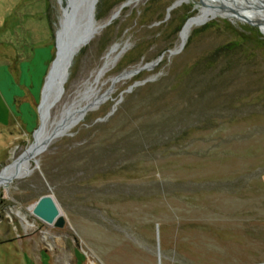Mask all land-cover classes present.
I'll use <instances>...</instances> for the list:
<instances>
[{
	"label": "rangeland",
	"instance_id": "374dc122",
	"mask_svg": "<svg viewBox=\"0 0 264 264\" xmlns=\"http://www.w3.org/2000/svg\"><path fill=\"white\" fill-rule=\"evenodd\" d=\"M220 2L98 0L48 113L67 0H0V174L38 148L0 186V264H96L127 234L158 264L264 263V29ZM47 194L63 228L31 213Z\"/></svg>",
	"mask_w": 264,
	"mask_h": 264
},
{
	"label": "water",
	"instance_id": "95a60500",
	"mask_svg": "<svg viewBox=\"0 0 264 264\" xmlns=\"http://www.w3.org/2000/svg\"><path fill=\"white\" fill-rule=\"evenodd\" d=\"M97 1L67 0V6L63 9V20L60 21L55 37V57L45 77L38 104L39 108L45 96L46 100L50 99L52 104L48 107V113L54 107V102L59 101L64 93V83L79 47L86 44L95 33L94 12ZM178 3L176 2L169 9ZM108 24L110 21L106 25ZM31 213L47 225L56 228H63L65 225L61 210L50 194L39 197L32 206Z\"/></svg>",
	"mask_w": 264,
	"mask_h": 264
},
{
	"label": "crops",
	"instance_id": "0c3cea01",
	"mask_svg": "<svg viewBox=\"0 0 264 264\" xmlns=\"http://www.w3.org/2000/svg\"><path fill=\"white\" fill-rule=\"evenodd\" d=\"M112 231L118 236L122 235ZM115 237L107 240L98 238L94 249L96 264H158L159 254L155 252V245L150 234H127V237L118 239L116 237V241ZM112 239L114 241H111ZM169 262L170 259L168 264Z\"/></svg>",
	"mask_w": 264,
	"mask_h": 264
},
{
	"label": "bare ground",
	"instance_id": "6f19581e",
	"mask_svg": "<svg viewBox=\"0 0 264 264\" xmlns=\"http://www.w3.org/2000/svg\"><path fill=\"white\" fill-rule=\"evenodd\" d=\"M228 1H230V3H232L233 1L232 0H221L220 4H221V7H223L226 11V15L228 16H232V17H235V18H239V19H242V21H245L247 23H251V24H258V25H261V27L264 29V12L262 11H259V8L264 4V0H253L255 3H257V8L254 6V9L257 10V13H251L244 10L243 6H242V2H240V0H237L238 3H241V6L240 9L237 8L236 6H234V4L236 2H233L232 5L228 3ZM261 1V2H260ZM240 6V5H239ZM238 6V7H239ZM259 7V8H258ZM217 16H221V17H224L223 15L219 14V13H216ZM117 16V14H114L113 16H111L110 18V22ZM257 16V19L259 21V23L256 21V20H253L255 18L253 17H256ZM108 23V22H107ZM106 23V24H107ZM96 22H95V26H96ZM106 24H104V26H106ZM102 26V27H104ZM188 28V26L186 27V29ZM95 32H96V28H95ZM95 34V33H94ZM93 34V36H94ZM92 36V38H93ZM91 40V39H90ZM87 43V42H86ZM84 45V44H83ZM83 45H81L78 49V51L83 47ZM85 46V45H84ZM182 49V47H181ZM180 49V50H181ZM77 51V52H78ZM77 54V53H76ZM135 72V71H134ZM68 77V76H67ZM67 80V78H66ZM66 82V81H65ZM46 99V96L43 98V101ZM48 106V104H47ZM47 108V107H46ZM38 148L37 147H34L30 153L25 157V159L22 161H18L16 160L11 166L7 167L1 174H0V186L1 185H7L9 184L13 178L19 173V171L22 169V167L28 163L31 159H33L36 155H37V150Z\"/></svg>",
	"mask_w": 264,
	"mask_h": 264
},
{
	"label": "trees",
	"instance_id": "16d2710c",
	"mask_svg": "<svg viewBox=\"0 0 264 264\" xmlns=\"http://www.w3.org/2000/svg\"><path fill=\"white\" fill-rule=\"evenodd\" d=\"M103 4H104V0H99V7H100L101 5H103ZM97 9H98V7H97ZM95 17H96L97 19H99V18H100V15L97 13ZM186 18H187V16H186ZM186 18H185V19H186ZM183 21H184V20H182L180 23H182ZM180 28H181V24H180V26H179V28H178V31H179ZM165 50H166V49H164L163 52H165Z\"/></svg>",
	"mask_w": 264,
	"mask_h": 264
}]
</instances>
